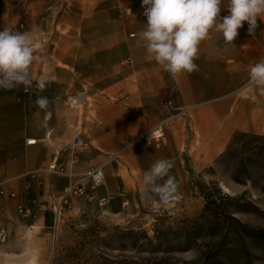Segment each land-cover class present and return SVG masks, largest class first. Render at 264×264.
<instances>
[{
  "label": "crops",
  "instance_id": "obj_1",
  "mask_svg": "<svg viewBox=\"0 0 264 264\" xmlns=\"http://www.w3.org/2000/svg\"><path fill=\"white\" fill-rule=\"evenodd\" d=\"M227 3L222 0L221 19L229 15ZM135 9L144 12L141 5ZM27 14L33 21H23L12 29L30 33L43 47L30 67L34 81L30 91L25 92L22 86L0 89V177L11 179L0 194V264H10L30 246L25 238L30 236L27 222L16 206L32 203L35 218L25 219L34 222L32 228L35 224L45 227L52 218V202L74 180L46 173L39 183L25 174L51 160H67L69 144L76 135L90 145L74 167L76 174L121 152L119 160L104 167L105 183L93 190L96 198L132 190V171H146L140 157L147 156L144 165H152V155L147 152H179L181 143L179 127L158 144L159 148L137 141L168 112L167 100L162 102L168 81L141 36H129L122 26L120 0L83 1L64 12L63 20L55 24L36 20L35 11ZM242 23L232 43L225 42L215 26L210 29L194 61L198 71L182 72L177 86L186 102L182 107H194L195 152H207V156L223 152L234 131L264 136V88L245 87L249 68L264 60V15L252 35L247 22ZM58 27L65 30L64 35L52 36ZM144 28L138 21L135 34ZM45 75L49 83L40 91L35 80ZM238 90L246 92L237 96ZM79 95L81 105H72L70 98ZM40 96L48 98L46 110L35 105ZM9 191L15 195L9 197ZM33 262L29 257L14 264Z\"/></svg>",
  "mask_w": 264,
  "mask_h": 264
},
{
  "label": "rangeland",
  "instance_id": "obj_2",
  "mask_svg": "<svg viewBox=\"0 0 264 264\" xmlns=\"http://www.w3.org/2000/svg\"><path fill=\"white\" fill-rule=\"evenodd\" d=\"M83 1L95 0H0V29L19 26L23 21L32 22L27 16L32 11L37 14L36 20L55 24L63 20L64 12ZM120 4L122 26L127 34L141 36L143 30L135 34L137 22L145 26L147 18L134 10L135 5L140 7L141 0H120ZM84 10L90 12L87 7ZM64 32L58 27L51 35L60 37ZM217 34L222 35L218 30ZM164 72L168 88L162 102L167 100L168 112L160 122L170 121L171 130L159 140L145 137V132L137 141L159 148L161 141L180 129L179 152H147L152 155L151 161L171 159L174 162L168 176L157 181L163 185L169 177L174 180L175 190L167 202L161 201L152 186L143 183V174L151 165H144L149 161L147 156L140 157L146 171L142 175L132 171V190L107 195V201L99 204L93 190L104 185V178L91 191L92 199L71 196L56 226L53 214L45 227L35 224L32 228L34 222L23 218L27 222V234L31 236L26 235V245L30 246L10 264L29 257L34 264H264V194L258 187L231 179L234 161L224 165L215 163L224 151L213 156L195 152L194 107L192 104L182 107L186 102L181 92H177L182 72ZM247 82L245 87L250 85L249 77ZM244 92L235 93L240 96ZM196 137L198 140L197 132ZM120 154H113L104 167L119 160ZM212 181L230 196L244 193L239 201L241 210L233 215L255 234L248 235L236 220L228 217L225 212L229 207L204 211L205 187H211Z\"/></svg>",
  "mask_w": 264,
  "mask_h": 264
},
{
  "label": "clouds",
  "instance_id": "obj_3",
  "mask_svg": "<svg viewBox=\"0 0 264 264\" xmlns=\"http://www.w3.org/2000/svg\"><path fill=\"white\" fill-rule=\"evenodd\" d=\"M221 4L222 0H141L143 15L147 18L141 33L146 51L171 74L198 71L194 61L210 29L215 26L224 41L232 43L242 22H247V31L252 35L264 15V0H228L229 15L222 19L219 17ZM42 47V41L28 32L0 29V89L22 86L25 92L30 91L34 83L30 67L35 53ZM249 82L264 88V60L249 68ZM48 83L46 75L35 80L40 91L45 90ZM48 104L44 96L35 101L41 110H46ZM173 166L171 159H159L143 174L145 186H152L163 202H167L175 190L174 180L169 177L163 185L157 181L168 176Z\"/></svg>",
  "mask_w": 264,
  "mask_h": 264
},
{
  "label": "built area",
  "instance_id": "obj_4",
  "mask_svg": "<svg viewBox=\"0 0 264 264\" xmlns=\"http://www.w3.org/2000/svg\"><path fill=\"white\" fill-rule=\"evenodd\" d=\"M70 103L75 106H80L82 103L80 95L72 96L70 98ZM169 130H171L170 121L165 120L158 123L153 129L144 134V136L159 140L164 138ZM157 132L160 134L157 135ZM33 141L34 140H27V143H32ZM89 149L90 145L88 142L76 135L69 144L67 160H51L46 166L40 167L25 174L27 177L37 178L39 183H42V177L46 173L74 177L73 182L63 189V192L56 197L50 206L55 224L56 221L59 220L61 211L64 206L68 204L71 196L74 195L78 197H84L88 200L92 199L94 196L91 194V191L101 185L105 178V163L86 168L85 170L80 171L78 174H76L77 172L73 171L77 163L80 162L82 153ZM10 181V178L0 177V194L5 193V190L7 189L6 186ZM7 195L9 197H13L15 193L14 191H9ZM106 201L107 200L105 197L98 198L99 204H104ZM41 207L42 210L46 209L45 205H41ZM16 211L22 218L31 219L35 218L36 215L32 203L30 205L19 204L16 206Z\"/></svg>",
  "mask_w": 264,
  "mask_h": 264
},
{
  "label": "trees",
  "instance_id": "obj_5",
  "mask_svg": "<svg viewBox=\"0 0 264 264\" xmlns=\"http://www.w3.org/2000/svg\"><path fill=\"white\" fill-rule=\"evenodd\" d=\"M231 161H234L231 179L258 187L264 194V136L252 132L234 131L224 152L215 160V163L224 165ZM210 184L211 187L206 186L204 191V211L209 212L220 209V207H229L225 212L228 217L236 220L248 235L255 234L233 215L241 210L242 206L239 201L242 200L244 193L230 196L222 191L217 182L212 181Z\"/></svg>",
  "mask_w": 264,
  "mask_h": 264
},
{
  "label": "bare ground",
  "instance_id": "obj_6",
  "mask_svg": "<svg viewBox=\"0 0 264 264\" xmlns=\"http://www.w3.org/2000/svg\"><path fill=\"white\" fill-rule=\"evenodd\" d=\"M104 181V180H103ZM103 183V182H102ZM58 221V220H57ZM57 221H56V223H57ZM55 223V222H54ZM58 224V223H57ZM55 226H56V224H55ZM32 262V260L30 261V263Z\"/></svg>",
  "mask_w": 264,
  "mask_h": 264
}]
</instances>
